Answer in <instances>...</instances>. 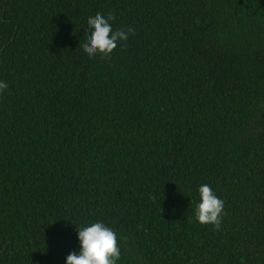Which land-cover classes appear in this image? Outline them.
Segmentation results:
<instances>
[{"label": "trees", "instance_id": "16d2710c", "mask_svg": "<svg viewBox=\"0 0 264 264\" xmlns=\"http://www.w3.org/2000/svg\"><path fill=\"white\" fill-rule=\"evenodd\" d=\"M97 14L134 31L89 59ZM0 80V264L95 221L118 264H264V0H0Z\"/></svg>", "mask_w": 264, "mask_h": 264}, {"label": "clouds", "instance_id": "9594fccd", "mask_svg": "<svg viewBox=\"0 0 264 264\" xmlns=\"http://www.w3.org/2000/svg\"><path fill=\"white\" fill-rule=\"evenodd\" d=\"M112 19L111 14L106 17L97 14L87 19L86 39L80 47L89 59L97 54L110 56L120 42L126 41L133 33L132 28L114 30L110 23ZM7 87V82L0 80V92ZM197 193L194 219L200 224L219 229L224 215V201L208 184L199 185ZM77 241L79 250L70 252L65 257V264H118L121 258L117 233L103 221L86 222L77 226Z\"/></svg>", "mask_w": 264, "mask_h": 264}]
</instances>
